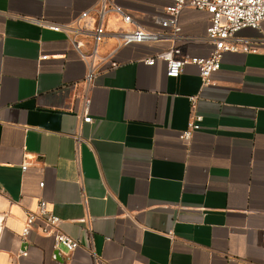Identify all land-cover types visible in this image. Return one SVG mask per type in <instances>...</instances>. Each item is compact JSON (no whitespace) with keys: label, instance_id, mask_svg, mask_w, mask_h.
<instances>
[{"label":"crops","instance_id":"crops-1","mask_svg":"<svg viewBox=\"0 0 264 264\" xmlns=\"http://www.w3.org/2000/svg\"><path fill=\"white\" fill-rule=\"evenodd\" d=\"M114 1L133 21L107 12L97 43L100 0H0V264H264V21L231 39L255 51L224 53L204 83L196 64L170 77L146 60L173 44L208 56L207 11L185 7L178 38L124 45L163 31L173 0ZM39 200L76 249L22 238Z\"/></svg>","mask_w":264,"mask_h":264},{"label":"built area","instance_id":"built-area-1","mask_svg":"<svg viewBox=\"0 0 264 264\" xmlns=\"http://www.w3.org/2000/svg\"><path fill=\"white\" fill-rule=\"evenodd\" d=\"M194 7L205 10L210 14V24L206 30V38L213 43V49L208 56H192L189 58L181 57V49L173 44L170 48L159 52L156 56L148 58V64H154L157 59L166 62L167 75L178 77L183 72L187 63L196 64L200 69V75L204 83H208L212 74L221 67L224 53L231 51H255L247 45L238 46L231 41L236 33L243 28H259L264 21V0H173V3L166 6L163 14L154 17V22L163 28V31L146 29L136 26L132 30H126L119 33L121 44L131 43H155L161 40L170 30L175 38L181 33V26L178 18L185 7ZM114 11L123 16L125 22H132L131 14L125 12L124 8L114 0H100V21L94 29L95 41L98 43L104 37L106 30L103 24L107 12ZM89 15V10L82 13L81 17ZM44 24L53 30H62L63 26L59 24ZM83 31L84 29H80ZM77 46H79L77 44ZM92 78V72L87 76L88 82ZM196 96L191 97L192 118L189 121L188 129L182 132V139L188 140L193 130L200 127L199 121L202 116L196 112ZM88 100L86 99V103ZM84 122H91L92 117L85 112ZM27 164H23V169ZM44 181L40 182L43 187ZM61 219L51 210L45 200H39L35 210H29L26 214L25 223L22 229V238L26 239L33 229H37L41 234L51 235L55 239L56 247L64 245L68 251L76 249L80 240L65 233L61 229ZM101 259L95 255L94 264H100Z\"/></svg>","mask_w":264,"mask_h":264}]
</instances>
